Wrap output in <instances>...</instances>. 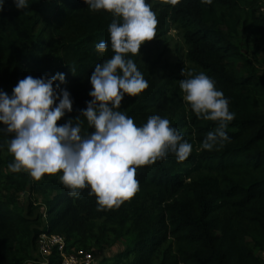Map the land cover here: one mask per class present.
<instances>
[{"label": "trees", "instance_id": "16d2710c", "mask_svg": "<svg viewBox=\"0 0 264 264\" xmlns=\"http://www.w3.org/2000/svg\"><path fill=\"white\" fill-rule=\"evenodd\" d=\"M146 2L157 16L155 33L171 24L181 35L185 48L174 65L185 77L189 71L204 72L229 100L235 114L225 129L229 141L211 151L201 149L218 122L197 118L183 102L182 74L154 77L156 59L149 71L137 66L148 87L135 97L125 94L119 111L137 126L151 115L168 119L192 152L182 162L169 153L137 168L139 190L119 208L98 211L88 188L69 196L59 172L39 180L11 172L10 134H0V264L36 260V238L46 228L64 238L68 254L122 243L114 256L92 264H264V69L255 65L264 50V15L258 14L264 0ZM29 3L17 9L5 0L0 11V90L11 95L25 76L64 73L60 87L69 91L73 111L57 121L61 125L86 107L95 64L114 54L111 48L102 53L95 48L109 40L113 17L90 11L83 0ZM80 119L82 133L90 132ZM21 193H27L28 202L21 203ZM35 196L43 198L44 217ZM60 261L54 248L47 264Z\"/></svg>", "mask_w": 264, "mask_h": 264}, {"label": "clouds", "instance_id": "9594fccd", "mask_svg": "<svg viewBox=\"0 0 264 264\" xmlns=\"http://www.w3.org/2000/svg\"><path fill=\"white\" fill-rule=\"evenodd\" d=\"M12 2L17 9L30 5L29 0ZM83 2L90 11L104 10L113 17L108 26L109 40L97 43L95 48L101 53L111 48L114 54L95 64L89 76L91 99L85 102L86 107L74 119L58 125V120L73 111L69 91L60 87L66 82L65 74L39 78L28 75L18 80L11 95L0 90V134H10L6 146L13 157L8 165L11 172L23 171L36 180L59 172L69 196L78 197L80 190L88 188L100 211L119 208L139 190L137 168L164 159L169 153L182 162L191 154L192 145L166 118L151 115L137 126L133 118L119 111L125 94L135 97L148 87L128 54L139 55L141 44L155 37L158 20L152 5L146 0ZM161 2L175 6L180 0ZM212 2L201 0L204 4ZM4 3L0 0V11ZM182 75L185 77L183 70ZM55 81L59 83L54 85ZM179 88L197 118L218 122L206 134L201 149L211 151L229 141L225 129L235 114L215 81L204 72L189 71L179 81ZM80 117L86 120L90 132L82 133L84 121ZM41 232L52 233L47 228L38 235Z\"/></svg>", "mask_w": 264, "mask_h": 264}, {"label": "rangeland", "instance_id": "374dc122", "mask_svg": "<svg viewBox=\"0 0 264 264\" xmlns=\"http://www.w3.org/2000/svg\"><path fill=\"white\" fill-rule=\"evenodd\" d=\"M258 14L264 15V2L258 5ZM184 48L185 46L182 43L179 31L175 29L171 24H166L162 29L155 33V37L152 40L145 41L141 44L139 55L133 56L132 54H128V56H131V59L136 58V65L146 66L145 69L147 71H149L151 62L155 59L158 60V62L156 63L157 65L154 77H158L161 74L164 75L166 73H173L176 74V76H181L182 67L179 68L177 66V63L176 65L174 64L180 58L179 54L183 52ZM255 65L259 68L264 69V50H262L259 54ZM183 102L185 103L184 100ZM34 198H37L35 200L39 202L37 203V212H41L43 214L46 211L43 198L41 196H35ZM20 199L22 204L29 201L27 193H21ZM122 249L123 245L121 242H112L102 249L93 248V252L91 253L93 262L97 263L103 258H111L112 256H114V254H116V252L121 251ZM33 256L36 260H30L28 264H35V261L37 260H40L42 262L46 259L44 256L37 252L36 247L33 250Z\"/></svg>", "mask_w": 264, "mask_h": 264}, {"label": "built area", "instance_id": "2783aa9c", "mask_svg": "<svg viewBox=\"0 0 264 264\" xmlns=\"http://www.w3.org/2000/svg\"><path fill=\"white\" fill-rule=\"evenodd\" d=\"M47 247V248H45ZM37 252L44 256L46 259L43 260L42 264H47L48 256L51 255L53 249L56 248L58 251L61 261L60 264H92L93 257L90 253H84L79 250L68 254L65 252V241L64 238L55 233L41 232L36 239Z\"/></svg>", "mask_w": 264, "mask_h": 264}]
</instances>
